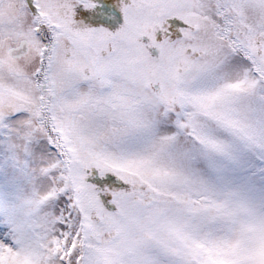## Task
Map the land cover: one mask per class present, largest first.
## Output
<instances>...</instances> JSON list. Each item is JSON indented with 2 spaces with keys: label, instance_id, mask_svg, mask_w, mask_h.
Masks as SVG:
<instances>
[{
  "label": "snow or ice",
  "instance_id": "snow-or-ice-1",
  "mask_svg": "<svg viewBox=\"0 0 264 264\" xmlns=\"http://www.w3.org/2000/svg\"><path fill=\"white\" fill-rule=\"evenodd\" d=\"M0 264H264V0H0Z\"/></svg>",
  "mask_w": 264,
  "mask_h": 264
}]
</instances>
